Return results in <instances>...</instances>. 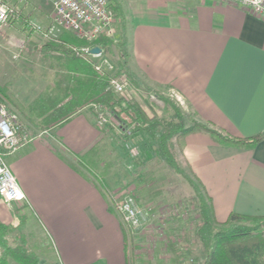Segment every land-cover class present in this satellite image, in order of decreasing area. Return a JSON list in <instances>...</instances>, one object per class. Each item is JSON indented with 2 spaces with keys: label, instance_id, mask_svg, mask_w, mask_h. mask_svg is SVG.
I'll return each instance as SVG.
<instances>
[{
  "label": "crops",
  "instance_id": "obj_1",
  "mask_svg": "<svg viewBox=\"0 0 264 264\" xmlns=\"http://www.w3.org/2000/svg\"><path fill=\"white\" fill-rule=\"evenodd\" d=\"M107 1L126 17L128 65L139 84L176 93L190 117L232 137L264 135V20L222 0ZM174 141L210 197L217 222L233 213L264 216V137L252 149L218 145L198 132ZM94 145L101 160L110 145L112 159L113 141L84 112L55 135L6 156L26 200H0L4 237L23 244L31 230L40 231L56 264H128L129 236L101 183L110 188L81 163H89L81 156ZM134 170L132 179L139 175Z\"/></svg>",
  "mask_w": 264,
  "mask_h": 264
},
{
  "label": "trees",
  "instance_id": "obj_2",
  "mask_svg": "<svg viewBox=\"0 0 264 264\" xmlns=\"http://www.w3.org/2000/svg\"><path fill=\"white\" fill-rule=\"evenodd\" d=\"M15 3L16 1H13L11 5L12 11L16 9ZM113 10V38H101L95 44L100 46L106 56L111 55L113 49L116 50L119 68L114 77L125 76L129 85L135 89H141L148 94L154 92V97L163 104L160 115L149 113L150 110L138 104L128 91L121 94L114 93L109 86L110 74L102 75L94 70V62L91 58L78 51L85 42L69 31H61L56 37L50 38H44L40 34V40L31 41L28 45L30 54L36 55V62L42 67L40 72L43 73V79H46L43 89L32 102L28 105H18L12 98L9 88L6 85H0V105H4L10 113L14 114L22 125L21 130L30 135L34 134L33 131H52L84 112L91 113L96 122L95 107H101L104 112L111 113L116 124L112 123L101 128L104 134L117 129L120 134L118 138L128 139L131 132L138 140L137 155L128 153L130 155L126 161H129L130 168L139 170L157 160L176 175L184 177L191 190V195L183 208L185 211L163 221V225L168 226L166 231L173 236L169 235L168 239L164 234L163 238L155 243L158 248L157 258L171 257L170 255L173 254L172 259L167 260L172 264H264V216H244L233 213L226 221L217 222L211 199L203 185L191 173L189 167L186 166L190 176L187 177L184 174L171 152L173 138H181L193 132L209 135L218 145L241 149H252L264 135L236 138L201 123L186 126L187 114L181 111L176 101L167 96L165 91L142 86L131 73L128 65L130 55L126 17L119 8L114 7ZM23 20L25 24L29 22L28 17H23ZM8 23H11V20ZM49 72H52L51 76ZM133 126L134 129H132ZM96 147L94 145L81 157L83 159L92 157L97 164V161L101 159L97 158L99 151H96ZM81 163L84 164L85 161ZM86 167L88 169V166ZM107 167L109 169V165ZM91 172L100 183L102 178L99 171ZM152 180L150 175L143 173L137 177L135 190L141 193L140 200L144 202L153 203L154 199L161 194V189L145 190L146 184L150 185ZM101 185L105 194L109 196V189L103 183ZM138 199L134 198L137 205ZM109 201L111 202V198ZM179 206L180 202L173 208L176 209ZM127 229L129 240L126 239L125 246L126 252L128 250L130 252L128 264H143L139 258H135L138 260L136 261L132 257V251L135 249L132 248L134 240L132 235L139 233H132L133 231L128 227ZM7 232V228H0V247L4 249L0 264H9L10 260L24 264H37L38 259L26 251L24 244L15 247L8 245L4 237Z\"/></svg>",
  "mask_w": 264,
  "mask_h": 264
},
{
  "label": "rangeland",
  "instance_id": "obj_3",
  "mask_svg": "<svg viewBox=\"0 0 264 264\" xmlns=\"http://www.w3.org/2000/svg\"><path fill=\"white\" fill-rule=\"evenodd\" d=\"M13 1H16V9L15 11H12L10 19L11 23H7L5 26L0 28V85H6L9 88V92L15 103L23 106L30 104L46 84V79H43V73L40 72L42 67L36 62V55L30 54V48L28 47L31 41L40 40V34L31 30L28 24L31 23L46 28L49 24V16H51L52 7L48 0H5V3L11 8ZM23 17H28L30 23L25 24ZM107 58L115 67L116 73L119 68L116 50L113 49L112 54L107 56ZM49 75L51 76L52 72H49ZM127 84L128 86L126 91L133 96L134 100L138 104L144 108H148L150 110L149 113L155 115H160L162 113L163 104L154 97V92L148 94L141 89L136 91L131 85H129V83ZM168 94L169 93H167V96ZM170 98L174 100V98ZM180 109L182 112L187 114V118L185 120L186 126L192 125V123H198L194 117H190L187 107L180 106ZM17 124L22 127L20 121L18 120ZM58 129L59 128L57 127L52 131H46L47 135L44 136H50V132L51 135H55V132ZM33 132L34 134L31 135L32 137L41 133L40 131ZM201 134L206 136L209 140L214 141L209 135L204 133ZM119 135L120 134L117 132V129L111 130V132L107 131V133H105V137L113 141L112 159L109 156V152L111 150L110 145H108L106 153L103 156L104 158L97 161V164L95 159L92 158L90 154L89 156L91 158H89V163H84L85 167L88 166V169H91L93 172L100 171L101 168H104L105 174L100 173V175L105 178V183L110 188L109 190L111 196L116 198L117 201L122 200L123 195L126 192H130V190L134 191L132 185L134 184L135 187L137 181V176L134 179L130 177L132 174L130 171V163H128L129 161H126L130 155L128 154L130 152V137L128 140L124 137L118 138ZM174 140L175 138L172 140L171 152L173 153L175 159L178 160L177 162L181 166L184 174L189 177V171L187 170L185 164L182 163V159L179 154L180 145ZM88 150H90V148ZM6 160L7 159L5 158V161ZM107 165H109V169ZM77 169L85 171V169L80 166H77ZM91 171H89V175L96 181V178L93 176ZM142 173L150 175L153 179L150 185H148L149 183L146 184L145 190L149 189L150 191L156 188L157 190L161 189L162 191L161 194L154 199L155 202L153 203L140 200L141 193L139 194L136 191L138 193L136 194V197L139 198L138 206L146 221L140 230L132 232L139 233L132 235L134 236V245L132 247L135 248L132 252V257L134 259L139 258L143 264H172L167 260H171L173 254L170 255L171 257L163 256L157 258L158 248L155 246V243L159 242L163 238L164 234L169 239V235L171 234L166 231L168 226L163 225V221L170 219L172 215L185 211L183 208L185 207L184 205L186 204L187 198L191 195V190L184 177L176 175L170 168L164 166V164L157 160L150 162L148 166L143 167L142 169L134 170L135 175ZM179 202L180 206L174 209L173 207L177 206ZM173 226L175 227L176 225ZM125 229L126 231L128 230L126 226ZM31 231L33 233V235L29 236L31 239L28 240V237L26 236L25 242L23 243L26 251L33 254L38 259L37 264H39L42 260L44 262L43 264H56L58 262L56 257L57 255L53 246H50L47 240L48 238L46 239L45 237L44 239L43 237V240L41 241L42 238L38 235L40 231L36 229ZM5 238L8 241V245L11 247L22 244L20 242V244L18 242L13 244L8 236ZM39 245H42L43 247L40 248ZM3 255L4 249L0 247V257ZM9 264L23 263L10 260Z\"/></svg>",
  "mask_w": 264,
  "mask_h": 264
},
{
  "label": "built area",
  "instance_id": "obj_4",
  "mask_svg": "<svg viewBox=\"0 0 264 264\" xmlns=\"http://www.w3.org/2000/svg\"><path fill=\"white\" fill-rule=\"evenodd\" d=\"M52 7L50 23L47 28L28 24L31 30L38 32L44 38L56 37L61 31H69L85 42L78 49L88 55L94 62L93 68L100 74H110L109 86L116 94L126 91L128 82L125 76L114 77L115 67L109 61L103 50L95 42L99 39H111L114 36V10L107 0H48ZM228 4L240 7L248 13L264 20V0H222ZM12 9L0 0V28L11 19ZM93 47L100 48V53L90 54ZM168 96L181 106L186 107L184 101L176 93L169 91ZM97 113L96 125L105 128L109 124H116L111 113L95 107ZM131 129V128H130ZM134 129V126L132 127ZM46 132L32 137L21 130L16 116L10 113L4 105H0V200L7 205L25 202L26 198L12 175L5 158L27 147L35 140L45 138ZM130 153L137 155L138 140L130 132ZM47 137V136H46ZM122 224L133 232L140 230L145 224V218L136 204L132 191L126 192L123 199L117 201L110 197Z\"/></svg>",
  "mask_w": 264,
  "mask_h": 264
},
{
  "label": "water",
  "instance_id": "obj_5",
  "mask_svg": "<svg viewBox=\"0 0 264 264\" xmlns=\"http://www.w3.org/2000/svg\"><path fill=\"white\" fill-rule=\"evenodd\" d=\"M98 53H100V48L93 47L90 49V54H98Z\"/></svg>",
  "mask_w": 264,
  "mask_h": 264
}]
</instances>
